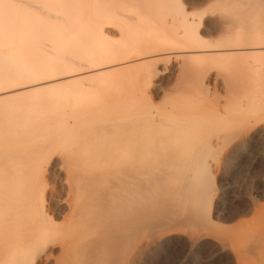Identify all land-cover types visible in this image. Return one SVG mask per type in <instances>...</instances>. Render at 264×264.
Masks as SVG:
<instances>
[{
  "label": "bare ground",
  "instance_id": "6f19581e",
  "mask_svg": "<svg viewBox=\"0 0 264 264\" xmlns=\"http://www.w3.org/2000/svg\"><path fill=\"white\" fill-rule=\"evenodd\" d=\"M258 54L264 0H0V264H135L142 230L202 224L211 149L258 123L214 66Z\"/></svg>",
  "mask_w": 264,
  "mask_h": 264
},
{
  "label": "rangeland",
  "instance_id": "374dc122",
  "mask_svg": "<svg viewBox=\"0 0 264 264\" xmlns=\"http://www.w3.org/2000/svg\"><path fill=\"white\" fill-rule=\"evenodd\" d=\"M254 55L256 54L252 57H255ZM259 55L256 56L257 59L260 58ZM263 58L262 56L259 61ZM248 59L243 60L242 64L240 61L241 65L237 64L238 61H235L237 65H234L233 61V63H226V65L229 64L227 67L223 65L225 63L218 65V62L214 66V71L220 75V82L224 79L228 83L231 82L229 84H233L226 83L231 94L229 98L231 102L226 100L228 97L226 94H229L226 87L221 88L212 83L213 85H207L208 89H206L211 97L213 96L211 98L209 95V98L217 101L212 108L215 106L220 114L226 112L227 114H224L228 115L232 112L229 111L232 110L231 104L240 99L246 101L248 105L244 106L241 113L246 115L245 118L251 119L247 123L250 122L252 125L255 124L253 120L257 119L258 123L254 125L257 128L249 124L247 127L241 125L243 126V129L239 128L241 133L237 132L238 130L235 131V139L233 137L231 143L227 142L226 146L222 145L221 148H212L211 154L209 151L211 162L205 176L215 178V188L209 194L207 202L205 201L206 209L200 210L205 213L202 224L196 225L189 222L186 225L185 223L177 225V222L174 224L172 222L168 226L169 231L167 227L142 230L144 232L138 234L137 241L135 238V264H262V257H264V138L253 140L240 148L241 150H236L240 135L245 134L250 126L251 132L257 129L264 130V111L260 112L258 107L255 108V103L261 96L259 93L256 94L257 89L255 92L254 88V84L262 79V67L255 58ZM169 65L170 67L167 63L164 66L170 69L173 63L169 62ZM127 74H129L128 71L120 72L112 75L111 79L124 83ZM169 76L159 74L157 77L163 84L169 81L173 84L172 79L168 80ZM158 79L155 78L156 81ZM170 83L169 87L172 88ZM260 83L262 82L258 84ZM230 86L235 89H230ZM122 88L124 89L125 86ZM150 92L148 99L151 100L149 103H154V106L152 105L154 111H165L168 107L167 103L171 100L170 97L168 98L171 93L167 94L166 99L162 94L156 95L154 88H151ZM227 101L228 104L231 103L229 108L228 106L225 108ZM240 119L243 120L242 117Z\"/></svg>",
  "mask_w": 264,
  "mask_h": 264
}]
</instances>
